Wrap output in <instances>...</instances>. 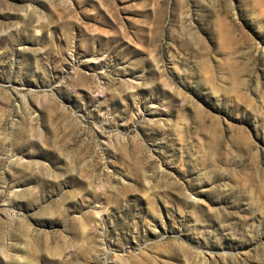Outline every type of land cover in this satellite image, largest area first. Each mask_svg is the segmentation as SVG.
I'll use <instances>...</instances> for the list:
<instances>
[{"label":"rangeland","instance_id":"374dc122","mask_svg":"<svg viewBox=\"0 0 264 264\" xmlns=\"http://www.w3.org/2000/svg\"><path fill=\"white\" fill-rule=\"evenodd\" d=\"M0 264H264V0H0Z\"/></svg>","mask_w":264,"mask_h":264}]
</instances>
